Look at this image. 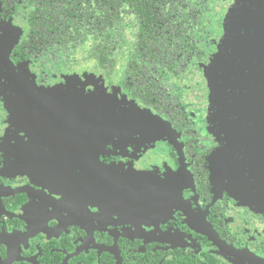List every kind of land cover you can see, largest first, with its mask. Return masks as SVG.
<instances>
[{"label": "flooded vegetation", "instance_id": "obj_1", "mask_svg": "<svg viewBox=\"0 0 264 264\" xmlns=\"http://www.w3.org/2000/svg\"><path fill=\"white\" fill-rule=\"evenodd\" d=\"M73 1L0 0V264H264V0L142 71L134 30L67 46Z\"/></svg>", "mask_w": 264, "mask_h": 264}, {"label": "trees", "instance_id": "obj_2", "mask_svg": "<svg viewBox=\"0 0 264 264\" xmlns=\"http://www.w3.org/2000/svg\"><path fill=\"white\" fill-rule=\"evenodd\" d=\"M79 1L74 0L73 4L79 7L77 4ZM83 2L84 10L76 17L70 18L67 14L65 24L71 26L61 28V38L64 37L68 47L70 43L76 46L91 40L92 56L107 62L109 56L114 53L116 66L118 57L129 45V34L133 30L135 51L132 56L144 58L140 60L139 69L142 71L145 70L144 65L150 61L156 62L159 57L175 59L187 48L188 45L185 43L187 37L181 36L182 27H179L188 26L185 23L186 18L194 22L196 38L199 33L197 28L202 27L197 26L200 23L197 8L201 9L202 0H83ZM127 14L134 17L130 26L124 23ZM97 18L102 26H94ZM88 20H91L93 26H90ZM110 24L113 26H109Z\"/></svg>", "mask_w": 264, "mask_h": 264}, {"label": "water", "instance_id": "obj_3", "mask_svg": "<svg viewBox=\"0 0 264 264\" xmlns=\"http://www.w3.org/2000/svg\"><path fill=\"white\" fill-rule=\"evenodd\" d=\"M141 118L147 121V124H148L149 127L153 126V128H156V126L158 124H162V123L164 124V122H165L162 118H160L158 116H155L150 111L141 112Z\"/></svg>", "mask_w": 264, "mask_h": 264}]
</instances>
